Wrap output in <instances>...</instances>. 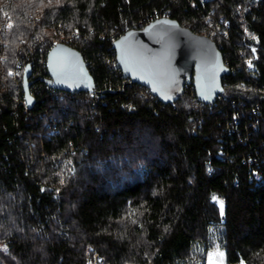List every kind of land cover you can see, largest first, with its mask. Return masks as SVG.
<instances>
[{"label": "trees", "instance_id": "trees-1", "mask_svg": "<svg viewBox=\"0 0 264 264\" xmlns=\"http://www.w3.org/2000/svg\"><path fill=\"white\" fill-rule=\"evenodd\" d=\"M1 1L0 264H264V0ZM164 11L222 51L215 105L191 86L164 104L115 67L111 38ZM74 32L94 97L45 83L49 39Z\"/></svg>", "mask_w": 264, "mask_h": 264}, {"label": "water", "instance_id": "water-1", "mask_svg": "<svg viewBox=\"0 0 264 264\" xmlns=\"http://www.w3.org/2000/svg\"><path fill=\"white\" fill-rule=\"evenodd\" d=\"M117 61L125 78L151 90L164 104H172L193 84L200 102L211 105L224 92V77L230 74L215 40L195 33L170 17L157 18L140 29H132L114 43ZM31 66L24 73L28 105L31 95ZM49 78L53 89L89 92L95 78L76 48L60 43L48 54Z\"/></svg>", "mask_w": 264, "mask_h": 264}, {"label": "built area", "instance_id": "built-area-1", "mask_svg": "<svg viewBox=\"0 0 264 264\" xmlns=\"http://www.w3.org/2000/svg\"><path fill=\"white\" fill-rule=\"evenodd\" d=\"M197 1L199 2V3H201V4H206V3H208L210 0H190V2H191V5H192V7H196V4H197ZM4 11V4H3V2L1 1L0 2V37H2L3 36V34H4V32L6 31V29H8V28H10L11 26H12V20L10 19V17H9V14H2V12ZM164 16L165 17H169V15H170V13H167L166 11H164ZM225 27H224V30H223V33H224V36L225 37H229V32H228V28H229V23L227 22V21H225V19L224 18H220V20H219ZM77 37H79V34L78 33H76V32H74L72 35H71V37H70V35H63V36H61V37H52V38H50L49 39V41L50 42H48L49 44H48V48H49V52L51 51V49L54 47V46H56V45H58V44H60V43H64V44H67V45H70V43L74 40V38H77ZM113 41H114V43L117 41V39L115 38V37H112L111 38ZM1 42H2V46H5V43H4V41L1 39ZM38 42H39V40H38ZM22 43H26V42H22ZM29 43V42H28ZM44 45H46V42H41V45H40V48H42ZM71 46V45H70ZM113 47H114V44H113ZM115 49V48H114ZM116 51V50H115ZM49 54V53H48ZM116 54H117V52H116ZM3 54L2 53H0V61L3 59ZM18 61L15 63V69H16V72L17 73H20V72H22L23 73V80H22V82H21V85H23V87H24V73H25V70H26V65L24 64V62L25 61H23L22 59H17ZM28 65H30L31 66V72H32V74H31V77H30V81H31V78L34 76V74H33V63L31 62L30 64H28ZM43 65L48 69V56H47V59L43 62ZM86 65L88 66V63H87V61H86ZM227 65V64H226ZM228 66V65H227ZM115 67H120V65H119V63H118V61L116 62V65H115ZM230 69V68H229ZM46 83V82H45ZM47 84V83H46ZM187 86H191L192 88H194L195 90H196V88H195V86L193 85V84H189V85H187ZM51 88V87H50ZM52 90H54L53 88H51ZM24 92H25V89H24ZM31 92V91H30ZM93 92L94 91H89V92H86V93H91V96L92 97H94V95H93ZM70 93V92H69ZM76 93H78V94H82L83 92H76ZM76 93H70V94H76ZM31 95L34 97V95L31 93ZM222 94H220L219 96H218V98H217V100H216V102L215 103H213L212 105H215L216 103H217V101L219 100V97L221 96ZM22 103L24 104V106H25V108L27 109V110H29V109H31L32 107H30L29 105H28V101H27V98H26V93H25V98H24V100H22ZM173 104V103H172ZM92 264H107V262H106V258L105 257H103V256H101L100 254H98V253H95L94 254V260H93V263Z\"/></svg>", "mask_w": 264, "mask_h": 264}, {"label": "rangeland", "instance_id": "rangeland-1", "mask_svg": "<svg viewBox=\"0 0 264 264\" xmlns=\"http://www.w3.org/2000/svg\"><path fill=\"white\" fill-rule=\"evenodd\" d=\"M216 253H223V256L220 257L218 255H215ZM227 264L225 260V252L222 249H214L210 252L209 258H208V264Z\"/></svg>", "mask_w": 264, "mask_h": 264}, {"label": "snow or ice", "instance_id": "snow-or-ice-1", "mask_svg": "<svg viewBox=\"0 0 264 264\" xmlns=\"http://www.w3.org/2000/svg\"><path fill=\"white\" fill-rule=\"evenodd\" d=\"M250 66H251V62H249ZM214 200H216L219 205H220V208H221V214H223V207H224V202L222 200H220L218 197H213ZM215 255H218L220 257L223 256V253H216ZM221 264H222V261H221Z\"/></svg>", "mask_w": 264, "mask_h": 264}, {"label": "bare ground", "instance_id": "bare-ground-1", "mask_svg": "<svg viewBox=\"0 0 264 264\" xmlns=\"http://www.w3.org/2000/svg\"><path fill=\"white\" fill-rule=\"evenodd\" d=\"M163 17V16H162ZM140 29V28H139ZM116 52V51H115ZM117 59V58H116ZM121 70V69H120Z\"/></svg>", "mask_w": 264, "mask_h": 264}]
</instances>
